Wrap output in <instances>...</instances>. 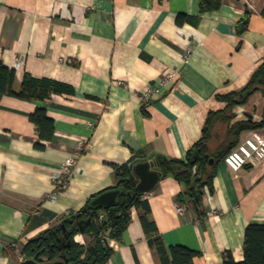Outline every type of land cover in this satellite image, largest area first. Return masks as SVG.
<instances>
[{
	"label": "crops",
	"instance_id": "obj_1",
	"mask_svg": "<svg viewBox=\"0 0 264 264\" xmlns=\"http://www.w3.org/2000/svg\"><path fill=\"white\" fill-rule=\"evenodd\" d=\"M200 2L0 0V62L15 70L16 87L29 74L74 90L43 103L0 100V264H16L12 242L35 238L115 187V166L150 157L187 162L209 114L227 107L218 96L248 86L264 63V0H223L203 14ZM181 14L197 23L179 25ZM167 74L176 77L163 86ZM149 89L159 92L145 101ZM38 107L54 122L51 140L30 121ZM232 112L231 124L259 126L241 132L237 145L264 134L263 92ZM228 128L215 125L210 153ZM72 157L68 187L54 202L55 177ZM183 189L167 177L143 196L165 245L200 253L194 264H224L227 252L244 261L247 226L264 224V157L239 171L218 162L196 208L181 199ZM109 245L106 264H157L135 208L122 240Z\"/></svg>",
	"mask_w": 264,
	"mask_h": 264
},
{
	"label": "trees",
	"instance_id": "obj_2",
	"mask_svg": "<svg viewBox=\"0 0 264 264\" xmlns=\"http://www.w3.org/2000/svg\"><path fill=\"white\" fill-rule=\"evenodd\" d=\"M222 3L223 0H201L200 12L203 14L217 11L221 8ZM261 14L264 18V8ZM185 22L197 23L194 18L184 14L177 17L179 25H183ZM247 25L248 20L243 21L240 32H243ZM257 91L264 94V63L242 91L218 96L219 100L227 104V107L224 111L209 114L203 129V137L190 150L187 162L179 159L152 157L151 160L162 169L163 178L172 177L183 185L184 189L180 195L182 200L188 203L196 200L198 205L204 189L211 188L217 163L223 160L237 145L241 132L259 127L257 124L246 122L231 124L235 117L233 109L246 103L249 97ZM73 93L74 90L68 85L46 78H34L29 74L25 75L21 86L17 88L15 70L9 69L0 62V100L4 97H12L28 102L43 103L52 99L54 95ZM30 121L36 126L42 139H52L54 122L48 117L45 108L38 107L31 115ZM218 122L229 126L227 139L216 152L210 153L209 144L213 129ZM37 147L42 148L40 145ZM211 160L214 162L211 163ZM139 161L141 158H134L129 164L115 166L117 184L112 189L98 194L115 189L121 190V195L114 206L93 208L91 202L98 195L91 197L79 212L63 218L56 225L29 241L24 247L25 258L45 262L44 258L47 257V261H54L59 259L61 253L64 252L67 257L66 264H106L113 251L108 239L122 240L131 222V211L135 208L139 210L140 220L146 232L149 246L157 259V264H194L195 258L200 253L182 245L167 246L159 235L156 223L150 218L149 202L143 199L144 195L136 191L132 165ZM197 195L199 198H196ZM102 213L105 217L100 220ZM63 226H65V231ZM66 233H69V237L64 239ZM79 234L88 239L86 245L75 241V237ZM244 256V261L236 262L232 253L227 252L224 264H264V224L247 226Z\"/></svg>",
	"mask_w": 264,
	"mask_h": 264
},
{
	"label": "built area",
	"instance_id": "obj_3",
	"mask_svg": "<svg viewBox=\"0 0 264 264\" xmlns=\"http://www.w3.org/2000/svg\"><path fill=\"white\" fill-rule=\"evenodd\" d=\"M189 56L192 54V48L188 50ZM16 68H21L23 66V61H16ZM176 74H167L163 80H161V85L165 86L174 78ZM159 90L149 89L146 93L145 101H147L152 95L158 93ZM264 157V134H261L257 131L253 132L250 137L246 138L244 142L237 145L236 148L232 149L230 153L224 158V162L234 171H239L242 168L252 164L254 161H257ZM76 165V158L72 157L63 165L62 172H60L55 177L57 182V190L54 194L50 195L52 201H57L58 197L63 194L65 189L68 187L69 178L71 176V169ZM187 205H181L177 208L179 213H183ZM105 215L100 214V220H102ZM27 237H23L17 241L11 243L10 250L16 255L17 260L16 264H20L25 258L24 247ZM110 240V239H108Z\"/></svg>",
	"mask_w": 264,
	"mask_h": 264
},
{
	"label": "water",
	"instance_id": "obj_4",
	"mask_svg": "<svg viewBox=\"0 0 264 264\" xmlns=\"http://www.w3.org/2000/svg\"><path fill=\"white\" fill-rule=\"evenodd\" d=\"M151 159L152 157H150L149 159L144 158L141 159V161L132 165V170L135 178L134 182L136 184V191L141 195H145L151 192L163 179L162 169ZM213 162L214 161L211 160V163ZM120 195H121V190L119 189L106 191L92 200L91 207L107 208L114 206L117 203ZM196 198H199V195H197ZM190 204L194 205L195 208L197 207L196 200L190 201ZM63 229L65 231V226H63ZM68 237H69V233H66L63 238L65 239ZM60 248L62 249L61 246ZM66 261H67V257L64 254V252H62L60 258L54 261L37 262L36 260L33 259H26L20 264H66Z\"/></svg>",
	"mask_w": 264,
	"mask_h": 264
},
{
	"label": "rangeland",
	"instance_id": "obj_5",
	"mask_svg": "<svg viewBox=\"0 0 264 264\" xmlns=\"http://www.w3.org/2000/svg\"><path fill=\"white\" fill-rule=\"evenodd\" d=\"M32 239H33V238H28L27 241L25 242V243H26L25 246H26V245L28 244V242L31 241ZM86 239H87L86 236H85V238L79 236V237L75 238V241H76L77 243H79V244L86 245V243H88V241H87ZM10 253H11L13 259L16 261V260H17V257H16V255H14V253H12V250H10ZM44 260L47 261V257H45Z\"/></svg>",
	"mask_w": 264,
	"mask_h": 264
}]
</instances>
